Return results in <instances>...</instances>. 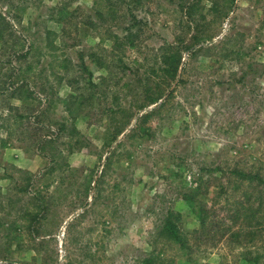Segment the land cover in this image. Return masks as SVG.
<instances>
[{
  "label": "rangeland",
  "instance_id": "374dc122",
  "mask_svg": "<svg viewBox=\"0 0 264 264\" xmlns=\"http://www.w3.org/2000/svg\"><path fill=\"white\" fill-rule=\"evenodd\" d=\"M0 22V264H264V0H0Z\"/></svg>",
  "mask_w": 264,
  "mask_h": 264
},
{
  "label": "trees",
  "instance_id": "16d2710c",
  "mask_svg": "<svg viewBox=\"0 0 264 264\" xmlns=\"http://www.w3.org/2000/svg\"><path fill=\"white\" fill-rule=\"evenodd\" d=\"M133 1L139 2L140 0H133ZM191 7H193V6H191ZM184 9H185L186 15L189 16L190 6H187ZM3 28H4V26L0 22V35H1V31ZM128 31L126 34H124L122 36V38H119V36H116V40L118 41V40L122 39L129 46L134 47L136 45L135 44L136 41L134 38V32L132 31L131 28H129ZM193 45H190V46L186 45L185 47H182V48L179 47L177 53L167 54L164 56L163 63L168 66L166 71H167V74L170 75L171 78H173L172 80H174L177 76V73H178V70H179V67L181 64L183 48L189 49ZM165 65L162 67V69L166 68ZM83 66H86V64H83ZM33 69L34 68H31L30 65H28L25 68V72H27V73L32 72ZM159 98H160V96H157L155 98H151L150 101H152L151 103H155V102H157V100ZM150 115H151V113H148L144 117L147 119ZM241 174L244 177H249L248 174H245V173H241ZM263 183H264V181H263ZM185 199L188 201L189 205L195 209L197 216L200 219L201 225L204 226L206 224V219H205V215H204L205 213H207L206 208L202 207L201 204H198L199 209L196 210L195 203H194V199H196V198L191 193L185 194ZM181 221H182L181 212H178V211L175 212V211L170 210L167 214V217H166L161 229H160L159 235L162 236L163 238L164 237L168 238V239L172 240L174 243H176L180 247V249L185 253V255L188 256V260H190L191 259L190 253L192 251L191 245L189 244V238H187L186 233H184L180 228ZM145 264H154V257L152 256V257L146 258ZM254 264H256V263H254Z\"/></svg>",
  "mask_w": 264,
  "mask_h": 264
}]
</instances>
